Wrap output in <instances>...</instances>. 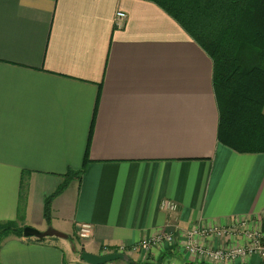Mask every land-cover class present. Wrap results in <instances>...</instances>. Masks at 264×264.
Wrapping results in <instances>:
<instances>
[{"label":"crops","instance_id":"0c3cea01","mask_svg":"<svg viewBox=\"0 0 264 264\" xmlns=\"http://www.w3.org/2000/svg\"><path fill=\"white\" fill-rule=\"evenodd\" d=\"M213 76L208 54L153 2L0 0V223L69 236H11L0 264H88L83 252L123 251L127 260L109 264H214L184 249L187 231L247 221L264 233V153L220 143ZM92 128L85 172L47 222L45 200L82 169ZM84 224L92 236L76 246ZM162 234L176 241L139 247Z\"/></svg>","mask_w":264,"mask_h":264},{"label":"trees","instance_id":"16d2710c","mask_svg":"<svg viewBox=\"0 0 264 264\" xmlns=\"http://www.w3.org/2000/svg\"><path fill=\"white\" fill-rule=\"evenodd\" d=\"M146 1L170 15L212 59L220 143L238 153H264V0ZM93 128L82 169L68 171L45 200L47 222L53 199L85 172ZM23 231L16 221L0 223V245L11 236L24 237Z\"/></svg>","mask_w":264,"mask_h":264},{"label":"built area","instance_id":"2783aa9c","mask_svg":"<svg viewBox=\"0 0 264 264\" xmlns=\"http://www.w3.org/2000/svg\"><path fill=\"white\" fill-rule=\"evenodd\" d=\"M117 25L123 28L127 15L123 12L117 14ZM161 209L170 213L178 211V204L171 200H163ZM93 227L90 224L81 225L78 230V236L81 240L89 239L92 236ZM244 238L245 244L237 248H206L202 243L205 240ZM176 241L172 234H162L150 240H144L140 244L143 250H150L153 247H162L163 244H171ZM184 249L192 256L206 259L214 264H223L227 261H234L240 257H249L257 255L264 264V233L260 230H253L248 227L247 221H241L228 227L208 226L187 231L184 235ZM123 250V249H122ZM126 254V252H118Z\"/></svg>","mask_w":264,"mask_h":264},{"label":"water","instance_id":"95a60500","mask_svg":"<svg viewBox=\"0 0 264 264\" xmlns=\"http://www.w3.org/2000/svg\"><path fill=\"white\" fill-rule=\"evenodd\" d=\"M23 235L26 238H36L39 241H44L45 239H68L69 236L63 232H60L52 227H49L46 231H39L33 227H25ZM81 259L88 264H109L117 261L127 260L128 257L123 253H108L104 255H95L89 252H83L81 254Z\"/></svg>","mask_w":264,"mask_h":264},{"label":"rangeland","instance_id":"374dc122","mask_svg":"<svg viewBox=\"0 0 264 264\" xmlns=\"http://www.w3.org/2000/svg\"><path fill=\"white\" fill-rule=\"evenodd\" d=\"M73 243L76 245V246H80V247H83V244L84 242L80 241V238L79 237H74L73 239ZM82 250V249H81Z\"/></svg>","mask_w":264,"mask_h":264}]
</instances>
